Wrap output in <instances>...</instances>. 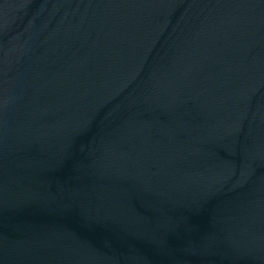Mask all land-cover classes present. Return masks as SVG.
<instances>
[{
  "label": "water",
  "instance_id": "obj_1",
  "mask_svg": "<svg viewBox=\"0 0 264 264\" xmlns=\"http://www.w3.org/2000/svg\"><path fill=\"white\" fill-rule=\"evenodd\" d=\"M0 264H264V0H0Z\"/></svg>",
  "mask_w": 264,
  "mask_h": 264
}]
</instances>
